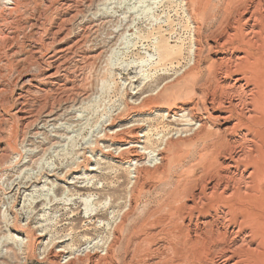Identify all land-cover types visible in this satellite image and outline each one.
<instances>
[{"label": "bare ground", "instance_id": "bare-ground-1", "mask_svg": "<svg viewBox=\"0 0 264 264\" xmlns=\"http://www.w3.org/2000/svg\"><path fill=\"white\" fill-rule=\"evenodd\" d=\"M92 1L12 0L14 6L10 9L11 16L5 17L2 24L0 63L4 61L3 56L8 55L6 63L3 62L6 65L2 67L8 68L9 71H25V73L38 71L29 76L25 84L26 89H41L45 85L64 86L59 83L61 77H65L66 83L72 81V77H77L79 71H85L89 60L97 58L103 51H99L102 46L98 47L97 43L94 44L92 52H89L90 44L85 35L87 31L96 32L101 24L108 21L107 17L90 19L88 14L79 17L80 3ZM109 1L107 0L106 3ZM211 2L212 0L186 1L185 10L193 22L191 27L194 46L192 64L185 73L173 82H163L158 92L142 98L138 106L125 103L122 109L124 113H131L130 111L143 113L154 108L158 111L165 110L161 107L168 105L165 110L166 116L174 117L172 123L175 125L186 127L182 129L173 125L167 129L164 127L163 137L157 142L158 146L155 148L152 146L151 151L144 152L142 149H149L146 142L150 141L148 139L151 137V132L156 130L153 125H149L147 132L142 131L145 124H133L122 126L109 133L111 135L107 140L118 146H116L118 151H112L110 157L135 165L133 179H130L131 186L128 189V208L113 228V232L109 233L103 246H97L82 254L65 249L50 251L47 253L50 264H120V262L160 264L161 258L156 255L163 246L158 247L154 243L163 234L161 221L143 219L144 222L139 223L140 225L135 227L132 233H128L125 240L123 238L126 233L122 231L129 216L136 209V197L151 188L150 181L152 183L161 180L189 147L199 143L200 140L210 139L212 140L210 143H203L206 145L203 147L200 159L197 162L194 160L196 164L193 162L195 165L193 177L185 180L182 187L176 191L173 190L174 202L185 199V203L181 202L182 206L173 209L171 207L170 212L191 214L190 221L186 224L187 231L191 233H178V238H181L184 244L185 259L196 260L194 264H264V0H241L239 4L231 7L227 14L225 13L226 16L222 18L218 29L214 30L216 34L214 33L212 43L207 41L206 44L207 52L215 54L216 58L212 64L216 66V71H211L209 76L206 75V80L200 84L197 75L198 71H201L204 57L200 19L205 18ZM231 2L235 1L231 0ZM106 3L103 4L104 7L107 6ZM188 3H191V7ZM2 48L6 51L1 52ZM160 51V55L165 57L167 51L164 48H160ZM71 61H74L73 65ZM197 88H200L199 92L196 91ZM108 89V82L103 81L98 95L81 107L73 108L76 116L81 118L87 114L86 122L89 123V116L94 113L99 99L101 100ZM2 91L0 89V93ZM188 95H192L191 99L197 100L190 99L191 103H185L187 99L183 97ZM81 96L88 97L85 93ZM23 97V92L17 95L15 101L19 106H16L11 114V117L18 121L21 129L27 128L35 121L34 115L26 110ZM0 104L2 109L3 103ZM53 104V102L49 104L48 108L46 106L45 118L31 131L30 137L38 146L35 149H28L29 159L26 157L21 160L20 165L25 166L23 171L29 170L28 166L34 163L33 158L44 149V146L61 136L58 135L60 131L70 130L67 126L58 123L62 114H58V111L53 109L56 106ZM50 130L56 133H50ZM65 137L64 139L67 140ZM73 137L68 140L76 144ZM145 154L155 156L157 162L153 163V161L154 165L148 166L144 162ZM31 173H29L30 178L24 180V183L15 182L18 185L15 191L17 194L22 193V189L24 194L34 186V183L43 182L42 178L45 176L40 177L39 174L32 176ZM85 206L88 212V204L85 203ZM201 214L211 216L207 220H202ZM204 225H210L209 233L204 237L203 247L196 251L195 245L199 242L196 233L201 231ZM144 245L147 247L145 248ZM120 251H123V254L119 253ZM64 259L66 260L63 262Z\"/></svg>", "mask_w": 264, "mask_h": 264}, {"label": "rangeland", "instance_id": "rangeland-1", "mask_svg": "<svg viewBox=\"0 0 264 264\" xmlns=\"http://www.w3.org/2000/svg\"><path fill=\"white\" fill-rule=\"evenodd\" d=\"M186 1L110 0L106 3L107 0H93L89 3H80L79 17L87 14L90 19L107 17L108 21L101 24L96 32L87 31L85 35L90 44L89 52H92L94 44L97 43L98 47L102 46L99 51L105 49L106 51L105 53L102 51L103 55L100 54L97 58L89 60L85 71H79L77 77H72L73 80L69 83H66L65 77H61L59 83L64 86L45 85L41 89H26L25 84L29 76L38 71H26V73L9 71L8 68L2 67L6 65L3 62L6 63L8 58V55L3 56L4 61L0 63V68L2 67L0 89L5 91L0 93V102L3 103V108L0 107V264H50L47 260V253L50 251L65 249L82 254L105 244L109 233L113 232V228L128 208V189L135 168L134 164L120 162L110 157L112 151H118V146L107 140L111 135L109 133L122 126L133 124H145L142 131L147 132L149 125H153L156 130L151 132V137L148 139L150 141L146 142L149 149H142L144 152L158 146L157 142L163 137L162 131L170 128V125L181 129L186 127L175 125L172 123L174 117L166 116L165 110L168 105L161 107L165 110L158 111L154 108L143 113L133 111L124 113L122 110L125 103L138 106L142 98L158 92L165 82H173L180 78L192 64L193 22L185 10ZM234 1L236 3L231 0H212L205 18H202L203 22L200 19L201 36H203L201 42L204 45L201 71H198L197 75L200 84L206 80V75L209 76L211 71H216V66L212 64L216 58L215 54L207 52L206 44L207 41L212 43L214 33L216 34L214 30L218 29L229 9L241 2V0ZM105 3L106 7L103 5ZM188 4L191 7V3ZM13 6L12 0H0V39L2 24L4 19L11 16L10 9ZM12 15L16 16V14ZM160 48L167 51L165 57L160 55ZM5 51L1 49V52ZM73 64L74 61H71V65ZM103 81L108 82L109 89L101 100L99 99L94 113L88 115L90 119L87 123V114L80 118L76 116L73 108L81 107L98 95ZM199 89L197 88L196 91L199 92ZM20 92L24 93L23 103L26 110L30 111L35 119L33 124L24 129L19 128L18 121L11 117L16 106H19L15 99ZM84 93L88 95L87 98L81 96ZM190 96L192 95L183 97L187 99L183 101L191 103ZM52 102L56 105L53 109L58 111V114H62L58 123L67 126L70 130L60 131L58 135L61 136L44 146V149L33 158L35 161L28 166L29 170L23 171L25 166L20 165L21 160L28 156L29 148L35 149L38 146L30 137L31 131L45 118V110ZM52 132L53 130H50V133ZM70 135L72 137L74 135L76 144L68 140L72 138L69 137ZM211 141V139L200 140L196 143L197 146L195 144L189 147L165 177L152 183L150 181L151 188L136 197V209L129 216L122 231L126 233L123 239L125 240L128 233H132L135 227L148 218L152 221H161L163 234L154 243L158 247L163 246L160 247L162 252L157 251L156 255L161 258L160 264H194L196 261L185 259L184 244L182 239L178 238V233H191L187 231L186 226L191 214L188 212L173 214L170 209L185 203V199L174 202L172 195L182 187L185 180L193 177L195 166L193 162L196 164L200 159V154L206 145L203 143ZM151 154V157L144 155V162L148 166L157 162L156 157ZM30 172L32 176L39 174L40 177L47 178H42L41 183H34V186L26 191L27 193L23 194L24 189H22V193L17 194L15 191L18 185L15 182L24 183L28 177L30 178ZM85 203L88 204V212ZM210 214H201V219L207 220ZM209 226L204 225L203 229L196 233V238L199 239L198 246L195 245L196 251L203 247ZM144 247L146 248L147 245ZM119 253L123 254V251Z\"/></svg>", "mask_w": 264, "mask_h": 264}]
</instances>
